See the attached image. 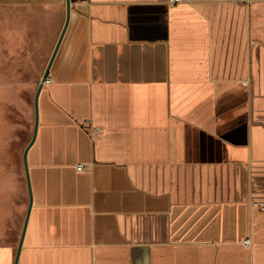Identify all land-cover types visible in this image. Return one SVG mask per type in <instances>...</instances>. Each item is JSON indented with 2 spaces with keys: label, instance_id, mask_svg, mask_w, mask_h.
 I'll return each mask as SVG.
<instances>
[{
  "label": "crops",
  "instance_id": "0c3cea01",
  "mask_svg": "<svg viewBox=\"0 0 264 264\" xmlns=\"http://www.w3.org/2000/svg\"><path fill=\"white\" fill-rule=\"evenodd\" d=\"M69 1L0 264H264V0ZM66 21L0 0V72L38 46L41 83Z\"/></svg>",
  "mask_w": 264,
  "mask_h": 264
},
{
  "label": "rangeland",
  "instance_id": "374dc122",
  "mask_svg": "<svg viewBox=\"0 0 264 264\" xmlns=\"http://www.w3.org/2000/svg\"><path fill=\"white\" fill-rule=\"evenodd\" d=\"M44 48L30 47L14 57L11 70L0 72V147L13 177L25 179L23 154L34 129V98L43 74ZM16 189V188H15Z\"/></svg>",
  "mask_w": 264,
  "mask_h": 264
},
{
  "label": "water",
  "instance_id": "95a60500",
  "mask_svg": "<svg viewBox=\"0 0 264 264\" xmlns=\"http://www.w3.org/2000/svg\"><path fill=\"white\" fill-rule=\"evenodd\" d=\"M70 13H71V4H70V1L67 0V21H66V24L64 26V29L62 31V34H61V37H60V40L58 42V45L56 46V49L52 55V58L50 60V63L47 67V70L44 74V77L42 79V82L40 83L39 85V88L37 90V93H36V96H35V113H36V122H35V130H34V134H33V137H32V140L30 141L29 145L26 147L25 149V152H24V163H25V170H26V176H27V181H28V186H29V191H30V196H31V185H30V180H29V169H28V164H27V154H28V151H29V148L31 147V145L34 143L35 141V138H36V134H37V127H38V99H39V94L44 86V83L45 81L49 78V74H50V68H51V65H52V62L55 58V55L57 53V50L59 48V44L63 38V35L67 29V25L69 23V19H70ZM31 205H32V201H30V206H29V210L31 208ZM29 212L27 213V217H26V220H25V224H24V228H23V232H22V237H21V240H20V244H19V248H18V254H17V260L19 258V254H20V251H21V248H22V245H23V237H24V233H25V230H26V226H27V222H28V217H29Z\"/></svg>",
  "mask_w": 264,
  "mask_h": 264
},
{
  "label": "built area",
  "instance_id": "2783aa9c",
  "mask_svg": "<svg viewBox=\"0 0 264 264\" xmlns=\"http://www.w3.org/2000/svg\"><path fill=\"white\" fill-rule=\"evenodd\" d=\"M163 1H165V3H167V4H169V5L174 6V5H178V4H181V3L189 2L190 0H163ZM51 82H52V79L48 78V79L45 81L44 84H48V83H51ZM78 170H79V171L84 170L83 165H79V166H78ZM262 209H264V204L262 205ZM247 242H248V241H246V243H247Z\"/></svg>",
  "mask_w": 264,
  "mask_h": 264
}]
</instances>
